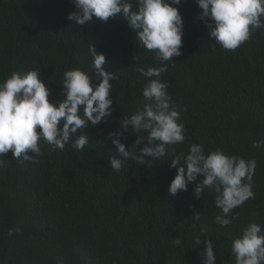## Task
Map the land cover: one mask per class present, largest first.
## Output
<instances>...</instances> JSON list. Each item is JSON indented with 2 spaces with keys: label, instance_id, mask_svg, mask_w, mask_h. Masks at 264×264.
I'll return each instance as SVG.
<instances>
[{
  "label": "trees",
  "instance_id": "16d2710c",
  "mask_svg": "<svg viewBox=\"0 0 264 264\" xmlns=\"http://www.w3.org/2000/svg\"><path fill=\"white\" fill-rule=\"evenodd\" d=\"M128 2L133 10L139 7ZM173 6L184 22L182 55L164 62L159 79L168 85L186 139L168 146L151 167L126 159L117 173L109 160L120 154L109 133L122 131L124 116L143 107L149 78L136 68L162 66L155 52L120 15L79 26L68 19L77 10L72 0H0V83L13 72L40 71L50 102L58 105L66 71L83 70L97 82L90 46L105 55V68L115 75L112 115L83 130L89 137L83 150L70 143L54 149L41 140L38 163H21L11 151L0 156L7 160L0 169V264H203L209 239L215 264H235L232 244L243 229L256 223L264 234V147L252 146L264 140V28L237 49L225 50L210 38L196 0ZM137 136L144 137L134 149L139 152L146 132H132L129 125L121 142L131 149ZM192 144L202 145L205 155L219 149L257 162L254 197L232 211L227 227L215 223L222 210L213 188L194 195L203 176L175 197L168 193L177 175L170 162ZM10 229L18 231L9 236Z\"/></svg>",
  "mask_w": 264,
  "mask_h": 264
},
{
  "label": "clouds",
  "instance_id": "9594fccd",
  "mask_svg": "<svg viewBox=\"0 0 264 264\" xmlns=\"http://www.w3.org/2000/svg\"><path fill=\"white\" fill-rule=\"evenodd\" d=\"M76 11L68 19L83 26L99 18L107 21L110 17H124L132 30H137L141 44L154 51L160 67H137L136 71L149 82L142 91L143 107L130 117L121 120L122 131L109 133L113 145L120 157L110 158V167L120 172L123 160L135 159L139 164L151 167L152 163L166 155L168 146L183 143L186 139L182 123H178L180 112L172 103L168 85L159 79L166 71L164 62L174 56L182 55V36L184 22L177 7L182 0H135L139 5L133 10L128 0H72ZM203 10L201 19L207 18L209 36L225 50H235L250 39L252 32L264 28V0H196ZM89 53L93 57L95 78L80 69L64 73V99L57 104L49 100L51 92L41 79L40 71L32 70L24 74L13 72L0 83V156L9 151L15 160L38 163L42 155L40 141L43 140L54 149L64 150L65 145L80 151L89 143V137L83 130L89 125H99L113 112L111 97L113 72L106 70L108 65L103 53L97 54L94 46ZM156 77V79H151ZM83 108V116L80 111ZM187 106H185V111ZM146 132L147 144L141 145L144 137L137 136L131 149L121 142L124 132ZM79 132V135L77 133ZM75 136V139L73 137ZM253 148L264 147V140L254 141ZM29 153L35 154V156ZM139 153V155H137ZM146 158H152L146 161ZM185 162L180 165V160ZM7 164L0 159V169ZM177 169V175L170 183L168 193L177 196L180 191H187L188 184L203 176L204 179L194 189L197 198L202 197L204 189L211 187L217 193L216 207L222 210L214 217L215 223L227 227L232 223V211L254 197L252 179L257 168L255 159L246 161L237 156H229L222 150H215L205 155L202 145L192 144L188 153H181L170 162ZM199 220V217H196ZM203 230V229H202ZM18 229H10L11 236ZM262 228L252 223L243 229L240 238L233 241L232 254L235 264H264V234ZM201 239L196 241L198 245ZM201 253L203 264H215L217 259L212 241L209 239ZM174 245L181 240L173 239Z\"/></svg>",
  "mask_w": 264,
  "mask_h": 264
}]
</instances>
